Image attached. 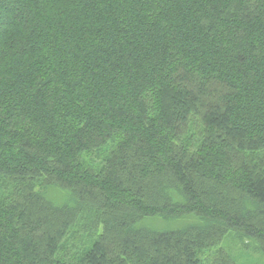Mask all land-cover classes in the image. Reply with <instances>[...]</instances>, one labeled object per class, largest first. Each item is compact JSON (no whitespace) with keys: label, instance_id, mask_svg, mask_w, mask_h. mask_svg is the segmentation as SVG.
Returning a JSON list of instances; mask_svg holds the SVG:
<instances>
[{"label":"trees","instance_id":"16d2710c","mask_svg":"<svg viewBox=\"0 0 264 264\" xmlns=\"http://www.w3.org/2000/svg\"><path fill=\"white\" fill-rule=\"evenodd\" d=\"M229 232L264 252V0H0V264H236Z\"/></svg>","mask_w":264,"mask_h":264},{"label":"rangeland","instance_id":"374dc122","mask_svg":"<svg viewBox=\"0 0 264 264\" xmlns=\"http://www.w3.org/2000/svg\"><path fill=\"white\" fill-rule=\"evenodd\" d=\"M220 246L233 257L236 264H264V252L253 241L240 238L234 232H229L221 240Z\"/></svg>","mask_w":264,"mask_h":264}]
</instances>
